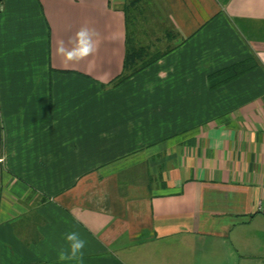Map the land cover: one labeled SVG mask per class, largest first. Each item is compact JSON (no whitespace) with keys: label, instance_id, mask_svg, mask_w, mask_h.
Here are the masks:
<instances>
[{"label":"crops","instance_id":"crops-1","mask_svg":"<svg viewBox=\"0 0 264 264\" xmlns=\"http://www.w3.org/2000/svg\"><path fill=\"white\" fill-rule=\"evenodd\" d=\"M136 1L173 40L120 80ZM260 207L264 0H0V264H264Z\"/></svg>","mask_w":264,"mask_h":264},{"label":"rangeland","instance_id":"rangeland-1","mask_svg":"<svg viewBox=\"0 0 264 264\" xmlns=\"http://www.w3.org/2000/svg\"><path fill=\"white\" fill-rule=\"evenodd\" d=\"M129 6V56L124 75L136 71L146 61L167 49L173 40V32L164 17L160 18L146 2L136 1Z\"/></svg>","mask_w":264,"mask_h":264},{"label":"clouds","instance_id":"clouds-1","mask_svg":"<svg viewBox=\"0 0 264 264\" xmlns=\"http://www.w3.org/2000/svg\"><path fill=\"white\" fill-rule=\"evenodd\" d=\"M96 35L93 29L82 26L75 32L74 36L69 39L71 47L65 46L63 40L58 41L57 54L62 56L67 62H78L95 52ZM65 240L68 241V248L66 251L63 249L59 251V259L61 261L75 259L81 261L82 264L83 249L85 248L86 241L75 231L66 233Z\"/></svg>","mask_w":264,"mask_h":264},{"label":"trees","instance_id":"trees-1","mask_svg":"<svg viewBox=\"0 0 264 264\" xmlns=\"http://www.w3.org/2000/svg\"><path fill=\"white\" fill-rule=\"evenodd\" d=\"M128 51H129V47H127V51H126L127 53H126L125 64H127V61H128V56H129V52ZM162 54L163 53L161 52V53L155 55L153 58H151L150 60L146 61V63H144V65L139 67L137 70H139L142 67L148 65V63H151L152 61L156 60ZM125 68H126V65H125ZM249 69H251L250 61L249 60H245L244 62H241V63H238V64H234L232 66L220 69V70L216 71V73L215 72L210 73L209 79L213 81L212 87H215L216 85H219V84L224 83V82H226L228 80H231L232 78L244 73L245 71H248ZM131 73H133V72H131ZM127 75L128 74L124 75V73H123L122 76L120 77V80L125 78Z\"/></svg>","mask_w":264,"mask_h":264},{"label":"built area","instance_id":"built-area-1","mask_svg":"<svg viewBox=\"0 0 264 264\" xmlns=\"http://www.w3.org/2000/svg\"><path fill=\"white\" fill-rule=\"evenodd\" d=\"M260 208H261L260 210H261V211L263 212V214H264V208H262V207H260Z\"/></svg>","mask_w":264,"mask_h":264}]
</instances>
